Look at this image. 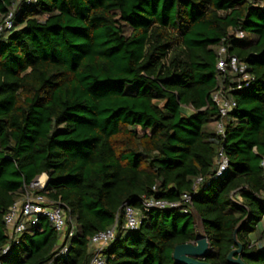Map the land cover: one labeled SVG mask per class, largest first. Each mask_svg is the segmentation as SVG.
I'll return each mask as SVG.
<instances>
[{
	"label": "trees",
	"instance_id": "1",
	"mask_svg": "<svg viewBox=\"0 0 264 264\" xmlns=\"http://www.w3.org/2000/svg\"><path fill=\"white\" fill-rule=\"evenodd\" d=\"M14 2L0 0V23ZM15 10L0 32V263L87 264L92 236L117 223L106 264H178L175 247L198 232L206 262L231 264L246 218L241 259L264 264V0H36ZM222 44L248 80L230 68L216 77ZM217 84L235 102L223 136ZM219 149L229 165L213 179ZM42 174L38 193L75 226L66 255L56 256L45 217L8 239L5 214ZM185 192L187 213L145 212L140 200ZM125 205L140 212L136 229L121 228Z\"/></svg>",
	"mask_w": 264,
	"mask_h": 264
},
{
	"label": "built area",
	"instance_id": "2",
	"mask_svg": "<svg viewBox=\"0 0 264 264\" xmlns=\"http://www.w3.org/2000/svg\"><path fill=\"white\" fill-rule=\"evenodd\" d=\"M36 0H16L13 3V8L6 15L0 23V32L11 29L14 24L16 16V7L19 3L31 4ZM237 38H243L242 31L236 32ZM227 48L221 45L218 49V58L216 63L217 78L219 79L228 68L238 75L237 81H246L249 79L246 73V65L239 60L236 56H227ZM212 101L217 106L219 119L216 125V133L220 136L224 135V120L226 115L235 107V102L225 94L223 88L216 85V89L211 94ZM229 162L226 154L222 149L218 150L215 159V170L211 178H219L228 168ZM261 165L264 167V153L261 160ZM48 177L46 174L37 176L31 182L24 186V196L21 200L13 203L4 220L7 229L8 239L12 243L19 241V236L23 233L28 225H35L40 217H45L52 224L56 233L59 235V245L56 249V256L66 255L68 253L69 241L75 234V226L66 211V207L60 203L47 199L38 191L43 189L46 185ZM203 181L201 177L196 179L193 189ZM143 210L149 212L152 209H166V208H179L182 212L187 213L190 211L192 204V195L190 193H183L181 199L176 202H169L165 200L155 199L152 196H142L140 198ZM123 229H136L140 222V212L129 205L123 207ZM118 231L117 223L104 231L95 233L89 245L90 258L87 264H106L103 251L108 248L116 237ZM9 247L3 250V253L8 251ZM47 262L45 264H50ZM1 264V263H0Z\"/></svg>",
	"mask_w": 264,
	"mask_h": 264
},
{
	"label": "water",
	"instance_id": "3",
	"mask_svg": "<svg viewBox=\"0 0 264 264\" xmlns=\"http://www.w3.org/2000/svg\"><path fill=\"white\" fill-rule=\"evenodd\" d=\"M246 218L240 221L235 228L233 239L235 248L230 251L227 260L231 264H244L241 259L242 244L238 240L237 232L245 223ZM208 253V240L199 232L194 241L179 244L173 251V258L178 264H210L204 260Z\"/></svg>",
	"mask_w": 264,
	"mask_h": 264
}]
</instances>
